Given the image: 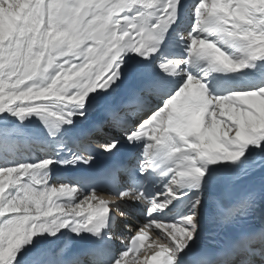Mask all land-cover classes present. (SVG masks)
I'll return each instance as SVG.
<instances>
[{
    "label": "snow or ice",
    "instance_id": "obj_1",
    "mask_svg": "<svg viewBox=\"0 0 264 264\" xmlns=\"http://www.w3.org/2000/svg\"><path fill=\"white\" fill-rule=\"evenodd\" d=\"M0 264H264V0H0Z\"/></svg>",
    "mask_w": 264,
    "mask_h": 264
}]
</instances>
